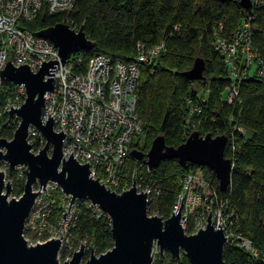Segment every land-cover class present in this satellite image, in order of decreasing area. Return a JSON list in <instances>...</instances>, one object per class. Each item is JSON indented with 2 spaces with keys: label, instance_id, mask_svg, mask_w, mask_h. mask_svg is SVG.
<instances>
[{
  "label": "trees",
  "instance_id": "16d2710c",
  "mask_svg": "<svg viewBox=\"0 0 264 264\" xmlns=\"http://www.w3.org/2000/svg\"><path fill=\"white\" fill-rule=\"evenodd\" d=\"M241 0H75L72 11L50 15L45 9L30 21H19L22 29L37 37L41 31L57 24L72 30L83 29L92 43L88 51L71 56L80 60L81 69L97 55L111 57L128 64L134 61L136 45L154 46L163 43L165 53L157 63L141 67L136 96V114L142 123L141 134L130 146L122 167L121 187H131L134 173L143 185L156 192L148 214L167 220L180 181L194 174L198 167L179 166L175 160H166L159 167L147 171L131 157L137 150L146 154L156 137H163L166 146L178 147L192 133L204 137H227L224 156L233 163L231 182L226 194L234 208L238 222L235 233L248 240L256 251L254 257L233 244L225 246L224 264H264V76L247 75L238 88L240 103L229 106L224 102L230 85L227 67L214 48L216 37L229 40L233 32L252 17L251 45L258 60L264 61V0H256L251 11L240 7ZM255 16V17H253ZM255 18V19H254ZM205 62L204 81L190 82L182 74L191 69L194 61ZM77 62V61H76ZM77 64V63H76ZM153 71L152 73L150 71ZM12 86L3 82L0 91V110L9 98ZM7 90V91H5ZM196 110V111H194ZM16 119L8 122V115L0 117V138L10 141L18 127ZM234 128L244 131L240 136ZM204 177L218 190L214 174L202 168ZM24 176H11L12 196L23 193ZM62 193L56 189L51 200L50 225L56 228L63 209ZM76 219L68 233L73 251L81 244L92 249L96 256L113 247L109 219L85 201L74 204ZM33 234L30 231L24 232ZM47 237L45 234L42 238ZM34 240V234L32 236ZM68 252L63 249L59 260L63 263ZM155 264H189L183 254L176 260L169 253Z\"/></svg>",
  "mask_w": 264,
  "mask_h": 264
},
{
  "label": "built area",
  "instance_id": "2783aa9c",
  "mask_svg": "<svg viewBox=\"0 0 264 264\" xmlns=\"http://www.w3.org/2000/svg\"><path fill=\"white\" fill-rule=\"evenodd\" d=\"M74 1L0 0V71L4 69L7 62H10L15 68L26 65L33 74H36L41 68V61L58 62L53 81L56 82L58 79L59 86L57 91L53 90L45 96L42 123L46 124L47 119L52 117L53 131L57 134L62 132L65 135L62 145V155L65 160H68L72 153L73 159L80 165L88 163L91 178L93 180L98 178L97 181L107 190L120 195L126 191L121 187V174L122 167L129 156L130 142L134 135L140 134L142 130V123L135 111V92L139 80L137 67L151 65L153 59L165 53V46L163 43L154 46L138 43L135 59L128 64L115 61L111 57L97 55L89 60L84 70L81 69L80 60H76L77 62L72 60L62 67L57 55L58 51L52 43L34 37L28 31L18 29L17 24L19 21L33 20L42 9L50 15L63 14L72 8ZM244 26L243 22L233 34L231 41L216 37L214 42V48L222 57L231 81L224 99L227 105H231L234 100L240 103L239 92L235 89V85L246 79L251 69H254L256 76H264V61L258 60V56L252 52L250 30L248 27L246 32L242 29ZM148 61L151 63H147ZM47 79V77L44 78V80ZM2 83L0 80V91H3ZM11 86L9 98L0 110V117L8 115L7 111L10 107L19 109L25 102L24 87L13 84ZM55 109H57L56 114L53 113ZM30 130L28 143L33 148L32 152L42 149L45 141L41 137L35 138L36 135L40 136L36 129L31 127ZM234 131L239 132L240 136L244 135L241 129L234 128ZM38 141H40L39 144H37ZM138 163L149 171L145 160ZM134 176L137 192L146 193L150 204L156 192L148 186H142L143 183L139 182L140 178L137 182L136 173ZM56 189L59 188L52 183L40 191L37 186L34 192L39 191V197L35 200L24 231L33 232L35 239L31 242L26 239V236L24 239L30 246L60 240L61 252L69 242H72L68 230L77 215L73 206L67 221L63 222L61 217L58 222L64 227L65 235L61 239L51 236L53 232V227L49 223L53 206L51 194ZM63 196L69 208L70 198ZM180 204H182L181 218L184 216L181 226L186 235H195L199 230H204L210 213L211 225L214 230L223 231L227 245L233 244L254 257L257 256L252 244L235 233L238 219L230 200L223 197L201 172L188 174L183 178L171 214L177 212ZM97 210L101 212L98 208ZM218 225L220 228L217 227ZM46 233L47 237L42 238ZM72 256L73 254H67L63 263L70 261Z\"/></svg>",
  "mask_w": 264,
  "mask_h": 264
},
{
  "label": "water",
  "instance_id": "95a60500",
  "mask_svg": "<svg viewBox=\"0 0 264 264\" xmlns=\"http://www.w3.org/2000/svg\"><path fill=\"white\" fill-rule=\"evenodd\" d=\"M240 7L249 11L250 0H241ZM37 36L52 43L58 51L62 67L73 54L92 48L82 28L75 31L65 24L47 28ZM40 66L33 74L26 65L15 68L7 62L0 71L2 82L23 86L26 94L25 102L19 109L10 107L7 111L8 122L13 118L20 122L12 139L0 138V165H8V177L16 168L26 167L23 193L18 199H10L12 186L5 181V172L0 171V264H61L58 258L60 240L30 246L24 239L25 225L39 191L49 183L55 184L63 195L70 198L68 211L62 216L63 222L67 221L77 201H86L98 208L111 225L113 247L109 251L96 256L91 249L89 258L83 261L86 246L81 244L71 260L62 264H153L154 245L161 260L164 253H169L176 260L183 254L189 264H224L223 251L227 241L221 229L214 230L210 213L206 228L188 236L181 226L184 218L180 214L182 204L165 221L158 216H149L148 196L137 192L134 175L131 187L117 195L100 184L98 178H91L88 163L80 165L73 159L72 153L68 160L63 158L65 135L53 131L52 117L47 119L46 124L41 121L44 95L54 89L53 74L58 69V62L41 61ZM204 71L205 62L197 58L182 76L190 82H201L205 79ZM45 77L48 79L44 80ZM31 127L45 141L44 147L36 154L28 143ZM36 137L39 139V136ZM226 145L227 137L224 135L201 137L194 132L178 147L166 146L164 138L159 136L152 141L146 154L134 150L131 157L136 162L145 160L149 170L158 168L166 160H175L181 167L193 165L207 168L217 180L219 193L226 194L233 170L231 160L224 156ZM34 186L39 187L38 192H34ZM217 227L220 228V225Z\"/></svg>",
  "mask_w": 264,
  "mask_h": 264
},
{
  "label": "rangeland",
  "instance_id": "374dc122",
  "mask_svg": "<svg viewBox=\"0 0 264 264\" xmlns=\"http://www.w3.org/2000/svg\"><path fill=\"white\" fill-rule=\"evenodd\" d=\"M256 0H250V4H251V9L249 10V11H251L253 8H255V6H256ZM73 5H74V3H73ZM72 9H73V6H72V8L69 10V11H67V12H65V13H68V12H70V11H72ZM248 11V12H249ZM65 13H63V14H65ZM251 19V20H250ZM250 21H252V17L251 18H248V21H246V22H244V24H245V26H244V28H242V29H244L246 32H247V28L249 27V30H250V34H252V30H251V26H250ZM243 24V23H242ZM242 24L238 27V28H240L241 26H242ZM237 28V29H238ZM235 32H233L232 33V35H231V37L233 36V34H234ZM38 37V36H37ZM39 38V37H38ZM231 39L232 38H230L229 39V41H231ZM252 52L253 53H255V50H254V48L252 47ZM256 54V53H255ZM162 56V55H161ZM160 58V55L159 56H157L155 59H153L151 62L150 61H148L147 63H151V65H153L155 62L157 63V61H158V59ZM70 61H71V57L69 58V60L67 61V62H69L70 63ZM151 65H144V66H147V67H149V66H151ZM143 65H140L139 67H137L138 68V77H140V68L141 67H144ZM253 71H254V69H251V71H250V74H252L253 73ZM151 73L153 72L152 70L150 71ZM139 81V80H138ZM230 86V85H229ZM239 88V84L238 83H236V85H235V89L237 90ZM234 104H239L238 103V101L236 100H234V102L231 104V105H229V106H233ZM13 119H15V118H13ZM140 134H141V132H140ZM140 134H135L134 135V137L132 138V142H130V146L132 145V143H134L135 142V140L138 138V136L140 135ZM8 141V140H7ZM39 149H41V148H39ZM39 149L37 150H35L33 153H37L38 151H39ZM0 171H3V172H5V174H6V178H5V181L6 182H9L10 184H12V180L10 179L11 178V176L16 172L17 173V178H21V177H23V174L25 173V171H26V167H18V168H16L14 171H13V174L10 176V177H8V174H7V172H8V165L7 164H1L0 165ZM133 179V178H132ZM24 182H25V176H24ZM140 183H143V181L142 180H140L139 181ZM121 184H122V182H121ZM12 186V185H11ZM35 190H37V186H34V191ZM53 194V193H52ZM52 194H51V196H52ZM17 199L16 197H13L12 196V194L10 195V199ZM61 200V203H60V205H61V207H62V209H63V212H62V215H63V213H66L67 211H68V208H67V206H68V204H65L66 202H64V196H62V198H60ZM86 202V201H85ZM92 206V205H91ZM149 215V214H148ZM150 216V215H149ZM151 216H155V215H151ZM62 217V216H61ZM32 225V224H31ZM59 225V224H58ZM57 228V227H56ZM56 228H52L53 229V232H52V235L51 236H53V237H55V238H61V237H63L64 235H65V232H64V227L63 226H61V225H59V227L56 229ZM45 232H47L48 233V231H45ZM33 233V232H32ZM45 234V235H48V234ZM34 234V233H33ZM33 234H27V236H26V239H28L30 242L32 241V236H33ZM49 237V236H48ZM71 247V248H70ZM79 247L80 246H78V248L76 249V250H74L73 251V244H72V242L70 243H68L67 244V246H66V251L68 252V254H70V255H72V254H74V252H76L78 249H79ZM69 248H70V250H69ZM88 250V248L86 247V251ZM86 251H85V254H86ZM165 254H167V253H164V256H165ZM152 255H153V264H155V261H157V259H158V255H159V250H158V248L156 247V245H154L153 246V251H152ZM85 257V256H84ZM164 258V257H163ZM83 261H85V258L83 259Z\"/></svg>",
  "mask_w": 264,
  "mask_h": 264
},
{
  "label": "bare ground",
  "instance_id": "6f19581e",
  "mask_svg": "<svg viewBox=\"0 0 264 264\" xmlns=\"http://www.w3.org/2000/svg\"><path fill=\"white\" fill-rule=\"evenodd\" d=\"M252 7V6H251ZM256 7H258V5L256 6ZM252 12V11H251ZM253 17H255V16H253ZM255 19V18H254ZM57 85H58V83H57ZM59 86V85H58ZM54 91H56L57 90V88H56V82H54V89H53ZM50 92H47V93H45V95H44V99H45V96L47 95V94H49ZM48 99H49V97H48ZM23 105V104H22ZM42 111H43V109H42ZM56 112H57V109H55V111H53V113L54 114H56ZM41 116H42V113H41ZM16 119V118H15ZM13 120V119H12ZM18 122V125L20 124V122H19V120L18 119H16ZM42 121V120H41ZM53 124V123H52ZM31 128H29V130H30ZM30 131H32V130H30ZM34 132V131H33ZM28 135H29V132H28ZM40 137V136H39ZM40 143V141H38L37 142V144H39ZM196 167H198V166H196ZM202 168L203 167H198V169L196 170V172H201L202 174H203V170H202ZM195 172V173H196ZM188 175V174H187ZM187 175H185V176H187ZM204 175V174H203ZM121 176H122V174H121ZM184 176V177H185ZM183 177V178H184ZM183 178L181 179V181H180V184H181V182H182V180H183ZM140 180H142V178H140ZM121 182H122V178H121ZM135 182H136V178H135ZM156 199V195H155V197H154V200ZM153 200V201H154ZM175 202H176V200H175ZM175 202H174V204H175ZM172 212V211H171ZM172 214H170V216H171ZM169 216V217H170ZM163 221H165V220H163Z\"/></svg>",
  "mask_w": 264,
  "mask_h": 264
}]
</instances>
